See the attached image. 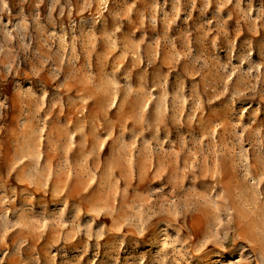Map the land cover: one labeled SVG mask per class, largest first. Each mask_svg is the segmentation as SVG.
<instances>
[{"label":"rangeland","instance_id":"374dc122","mask_svg":"<svg viewBox=\"0 0 264 264\" xmlns=\"http://www.w3.org/2000/svg\"><path fill=\"white\" fill-rule=\"evenodd\" d=\"M0 264H264V0H0Z\"/></svg>","mask_w":264,"mask_h":264}]
</instances>
